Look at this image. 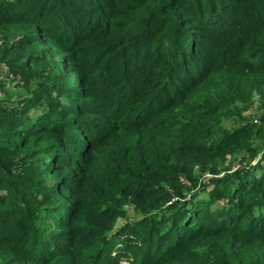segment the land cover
<instances>
[{
	"label": "trees",
	"instance_id": "16d2710c",
	"mask_svg": "<svg viewBox=\"0 0 264 264\" xmlns=\"http://www.w3.org/2000/svg\"><path fill=\"white\" fill-rule=\"evenodd\" d=\"M1 76L0 264H264V0H0Z\"/></svg>",
	"mask_w": 264,
	"mask_h": 264
},
{
	"label": "rangeland",
	"instance_id": "374dc122",
	"mask_svg": "<svg viewBox=\"0 0 264 264\" xmlns=\"http://www.w3.org/2000/svg\"><path fill=\"white\" fill-rule=\"evenodd\" d=\"M182 10H184V7H182ZM250 78H253L256 80V77H250ZM0 80H2V76L0 77ZM6 82H7V84H4V86L3 85L0 86V95H2V97L4 95V92L8 91L9 87L15 86L17 84V81H13V79H9ZM263 93H264V91H259L257 94H254L253 97L249 96L250 93H245L244 94V100L245 101L250 100V106L253 108L257 107V105L260 102V96H259L260 94L262 95V98L264 100ZM11 103H13V102H11ZM250 113L251 112H248L247 116L246 115L244 116V119H248V116L250 115ZM224 124H225L226 128H228V129H230L232 127V130L230 131V133L228 135H230V134H235V135L231 136L229 138L224 137L225 139L218 140L217 142H211L210 146L214 147L213 149H220V147H223V145L225 143H229L230 141H232V139L235 136H240L243 134V132L239 130V128L241 127V124L233 123L231 120L225 121ZM235 126H238V127H235ZM244 138H246V137H244ZM256 140L253 138L251 139V141L253 142L254 145H255ZM245 141H247V140H245ZM239 152H241V151H239ZM221 154H223V152H221ZM221 154L215 155L214 152H210L208 156L203 157L204 156L203 155V156L197 157V158H199L200 161H193L190 157L186 156V157L182 158V163H183L184 167L187 169L188 173L193 177L195 176L197 171H200L201 168H203L204 170H208V169H205V167L208 168L209 166L210 167H217L218 166L217 169H220V172L218 174H212V173L206 171L207 174L205 175V178L210 177V176L221 177V176L225 175L226 173L231 172V171H229V168H232V165H230V159H227V158L224 159V157H220ZM249 161L252 162L253 159H250ZM197 163L202 164V165H197ZM255 163H256V161H255ZM235 164H236V162H234L233 165H235ZM215 165H217V166H215ZM176 174L177 173L168 172V173L164 174L163 178L164 179L170 178L169 181H165V182H175L176 183L178 180ZM185 192H187V191H185ZM126 203H125L126 204L125 208L127 209L128 214H127V216H119L118 217L119 219L117 218V220H118L117 228L119 226H122L123 224H125L127 221H139L143 217L142 215H140L139 210L135 207V205H133L131 203V201H127ZM122 264H130V262L124 260L122 262Z\"/></svg>",
	"mask_w": 264,
	"mask_h": 264
}]
</instances>
